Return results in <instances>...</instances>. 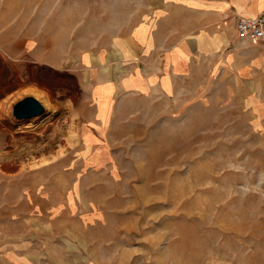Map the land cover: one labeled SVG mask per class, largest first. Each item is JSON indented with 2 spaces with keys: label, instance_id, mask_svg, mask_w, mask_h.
<instances>
[{
  "label": "rangeland",
  "instance_id": "obj_1",
  "mask_svg": "<svg viewBox=\"0 0 264 264\" xmlns=\"http://www.w3.org/2000/svg\"><path fill=\"white\" fill-rule=\"evenodd\" d=\"M160 2L0 0V141L12 134L35 146L44 135L41 156L63 154L0 178V264H264V91L253 85V107L243 100L248 74L200 62L174 97L121 96L108 123L83 127L93 106L80 56L105 54L155 21ZM237 16L222 25L241 40ZM116 60L117 75L141 64ZM26 97L43 112L17 119L13 106Z\"/></svg>",
  "mask_w": 264,
  "mask_h": 264
},
{
  "label": "crops",
  "instance_id": "obj_2",
  "mask_svg": "<svg viewBox=\"0 0 264 264\" xmlns=\"http://www.w3.org/2000/svg\"><path fill=\"white\" fill-rule=\"evenodd\" d=\"M164 2L155 9V21L137 24L128 37L117 40L105 54L97 52L80 56V65L89 73V83L83 86V95L87 104L93 106L83 127L95 130L104 120L108 123L113 114V102L121 96L131 94L143 99L174 97L181 83L194 74L195 66L204 61L209 70L221 69L238 78L248 74L251 89L243 100L251 107L260 103L261 97L256 96L257 92L253 94V85L256 90L261 88L264 91V43L237 40L233 27L222 25V21L233 15L255 16L264 8V0ZM113 45L117 48L114 49ZM246 45L263 48L254 54L249 52L252 54L245 59L237 48ZM229 47L233 49L218 57V51ZM104 59L111 63L110 68L101 69ZM116 59H120V68L135 60L141 64L131 65L117 75Z\"/></svg>",
  "mask_w": 264,
  "mask_h": 264
},
{
  "label": "bare ground",
  "instance_id": "obj_3",
  "mask_svg": "<svg viewBox=\"0 0 264 264\" xmlns=\"http://www.w3.org/2000/svg\"><path fill=\"white\" fill-rule=\"evenodd\" d=\"M12 12V11H11ZM14 13V12H13ZM16 14V13H15ZM6 16V15H5ZM2 17V16H1ZM6 18V17H5ZM20 23V22H19ZM20 32V31H19ZM9 34V33H8ZM18 34V33H16ZM32 35V34H31ZM3 37V36H2ZM34 36H32L31 38H33ZM17 38V37H16ZM30 38V39H31ZM1 42V40H0ZM7 44V43H6ZM15 50V49H14ZM6 55V54H5ZM9 59V58H8ZM6 61V60H5ZM1 62V60H0ZM12 62V61H11ZM15 62V61H14ZM6 64V63H5ZM8 64V63H7ZM11 65V64H10ZM14 66V65H13ZM8 67V66H7ZM27 67V66H26ZM1 69V67H0ZM30 69V68H29ZM35 69V68H34ZM28 70V69H27ZM26 70V71H27ZM1 71V70H0ZM35 71V70H34ZM15 74V73H14ZM13 74V75H14ZM34 74V73H33ZM33 74L31 75V78H35L33 76ZM36 74V73H35ZM37 75V74H36ZM15 76V75H14ZM44 76V75H43ZM40 77V76H39ZM38 77V78H39ZM50 77V76H49ZM30 78V77H29ZM48 78V77H47ZM5 80V79H4ZM32 80V79H31ZM53 80V79H52ZM30 81V80H29ZM33 81V80H32ZM7 83V81H6ZM10 83V82H9ZM16 83V81H15ZM14 83V84H15ZM35 83V82H34ZM19 84V83H18ZM54 84V83H53ZM60 84V83H58ZM27 85V83H26ZM32 85V84H31ZM37 85V84H36ZM50 85V84H49ZM12 86V85H11ZM25 86V85H24ZM64 86V85H63ZM4 88V87H3ZM2 88V89H3ZM32 88V87H31ZM37 88V87H36ZM35 89V88H34ZM44 89V88H43ZM31 90V89H30ZM34 91V90H33ZM47 91V90H45ZM48 92V91H47ZM42 93V92H41ZM39 93V94H41ZM14 94V93H13ZM12 94V95H13ZM50 93H44L43 97L47 100L49 98ZM15 96V95H14ZM39 96V95H38ZM42 96V95H41ZM43 98V99H44ZM5 100V99H3ZM7 100V99H6ZM5 100V101H6ZM29 124H25V128L28 127ZM7 129H10V126H7ZM44 129V128H43ZM46 130V129H45ZM43 134V133H42ZM45 136L43 135L42 138H40V141L37 142V144L35 146H29L24 144L18 145L17 140L14 138V136L8 137L7 141L5 142H1L0 141V147H2V145H7L8 147H10L9 150H3V152L0 154V178H13L16 177L17 175H21L22 173H24V170L27 169V171H32V170H36V169H43L46 167H50L54 164H56L57 162L60 161L59 158H61V156H63L62 153H59L57 156H55L52 159H45L43 158L41 155H44L45 153H47V148L49 146V139H45ZM2 149V148H0ZM2 151V150H0ZM41 156L39 158H37V156ZM28 158V160H27ZM26 159L27 161H32L33 164H29L24 165L22 160ZM62 161V160H61ZM10 195V193H9Z\"/></svg>",
  "mask_w": 264,
  "mask_h": 264
},
{
  "label": "built area",
  "instance_id": "obj_4",
  "mask_svg": "<svg viewBox=\"0 0 264 264\" xmlns=\"http://www.w3.org/2000/svg\"><path fill=\"white\" fill-rule=\"evenodd\" d=\"M234 29L238 39L251 42L264 40V9L252 17L237 16Z\"/></svg>",
  "mask_w": 264,
  "mask_h": 264
},
{
  "label": "water",
  "instance_id": "obj_5",
  "mask_svg": "<svg viewBox=\"0 0 264 264\" xmlns=\"http://www.w3.org/2000/svg\"><path fill=\"white\" fill-rule=\"evenodd\" d=\"M43 112V107L32 97H26L13 106V115L17 119H30Z\"/></svg>",
  "mask_w": 264,
  "mask_h": 264
}]
</instances>
